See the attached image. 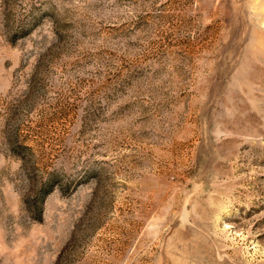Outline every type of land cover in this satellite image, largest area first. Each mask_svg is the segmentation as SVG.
Here are the masks:
<instances>
[{
    "label": "rangeland",
    "instance_id": "374dc122",
    "mask_svg": "<svg viewBox=\"0 0 264 264\" xmlns=\"http://www.w3.org/2000/svg\"><path fill=\"white\" fill-rule=\"evenodd\" d=\"M0 264H264V0H0Z\"/></svg>",
    "mask_w": 264,
    "mask_h": 264
}]
</instances>
